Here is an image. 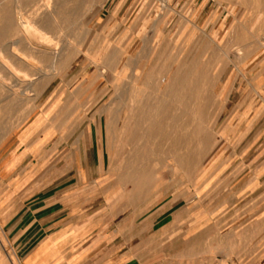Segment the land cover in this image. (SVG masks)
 <instances>
[{
  "label": "rangeland",
  "instance_id": "1",
  "mask_svg": "<svg viewBox=\"0 0 264 264\" xmlns=\"http://www.w3.org/2000/svg\"><path fill=\"white\" fill-rule=\"evenodd\" d=\"M17 1L14 14L11 0H0V30L24 32V65L35 80L9 63L0 99L8 92L27 99L0 102V127L9 108L23 109L22 120L57 108L61 137L77 135L81 159L94 142L88 154L102 162V200L113 201L119 216L129 215V203L161 195L186 203L203 224L233 203L236 172L263 151L252 146L264 144V0H149L135 29L125 15L111 18L112 0ZM40 28L53 33L51 45L38 40ZM223 252L241 257L253 248ZM195 254L199 262L223 256L220 249Z\"/></svg>",
  "mask_w": 264,
  "mask_h": 264
},
{
  "label": "crops",
  "instance_id": "2",
  "mask_svg": "<svg viewBox=\"0 0 264 264\" xmlns=\"http://www.w3.org/2000/svg\"><path fill=\"white\" fill-rule=\"evenodd\" d=\"M10 4L16 14L19 2L11 0ZM110 6L112 19L117 22L125 15L127 25L135 29L140 16L147 15L150 1L112 0ZM23 33L0 30L2 87L10 84V71L3 62L35 80L24 65V42L19 40ZM14 84L23 83L19 80ZM225 89H221V96ZM26 99V93L13 97L8 92L0 102ZM56 109L47 106L22 120L23 109L9 108L0 127V226L22 264H264L262 142L252 146L263 150L261 157L247 165L242 162L244 171L236 172L233 203L210 222L197 224L199 216L185 209L186 203L179 205L174 197L163 199L161 195L151 202L129 203V215L119 216L113 201L102 200L105 190L97 185L103 175L102 162L97 164L88 154L94 142L87 143L90 147L81 159L77 135L61 137L62 126L54 120ZM228 119L233 130L232 116ZM247 247L253 248V255L223 252ZM214 249L222 251L221 259L198 261V250ZM187 252L192 253L189 260Z\"/></svg>",
  "mask_w": 264,
  "mask_h": 264
},
{
  "label": "bare ground",
  "instance_id": "3",
  "mask_svg": "<svg viewBox=\"0 0 264 264\" xmlns=\"http://www.w3.org/2000/svg\"><path fill=\"white\" fill-rule=\"evenodd\" d=\"M31 28H32V25H31ZM39 32V33H38ZM38 32H36V35H37V37H38V40L40 41V40H42V41H44V42H46V43H48V44H50V38H49V36H48V34L43 30V29H38ZM54 38V37H53ZM41 41V42H42ZM43 42V43H44ZM53 42V41H52ZM59 42V41H58ZM52 44V43H51ZM50 44V45H51ZM56 44V43H55ZM57 46H58V43H57ZM62 46V45H61ZM59 47V46H58ZM54 48H56V47H53V49ZM60 48V47H59ZM61 49H62V47L60 48V51H61ZM50 50V49H49ZM55 51H53V58H54V63H57V61L60 59L59 58V56L61 55V53H60V51H59V49H54ZM114 50H115V48H114ZM49 53V52H48ZM114 54H115V51H113V53H110L108 56H107V62H109V63H111V61H112V59L115 57L114 56ZM1 56V55H0ZM2 58V57H1ZM1 60V59H0ZM140 62V61H139ZM3 64H5V66L8 68V70H10V72H11V68L13 69V67H11L10 66V64L8 63V64H6V63H4L3 62ZM55 70V69H54ZM13 71V70H12ZM20 74V73H19ZM25 76V75H24ZM160 76V75H159ZM23 77V76H22ZM21 77V78H22ZM150 77H151V75H150ZM165 77V76H164ZM163 77V78H164ZM171 81V80H170ZM180 82V81H179ZM179 84V83H178ZM172 86H171V82H169V83H167V85H166V88L167 89H169V88H171ZM177 87V86H176ZM176 90V89H175ZM174 95V94H173ZM172 95V96H173ZM171 98V97H170ZM148 101L145 103V105L146 106H148V107H146L147 109H149V111H152V108H153V106L154 105H152V106H149L148 105ZM139 105V104H138ZM230 106V105H229ZM156 108V107H155ZM174 109V108H173ZM176 109V108H175ZM174 109V110H175ZM179 109V108H178ZM177 109V110H178ZM230 109V108H229ZM155 110V109H154ZM174 111H172V113H173ZM178 112V111H177ZM171 113V114H172ZM175 113H176V110H175ZM179 113H181L180 111H179ZM158 114V113H157ZM182 114V113H181ZM184 114V113H183ZM183 114H182V116H183ZM145 115V114H144ZM173 115V114H172ZM177 115V114H176ZM175 115V116H176ZM152 114L151 113H148V117L145 115V117H144V121H146V120H148L150 117H151V119H152ZM173 117H174V115H173ZM181 117V116H180ZM179 116H176V119H178V118H180ZM155 118V117H154ZM156 119V118H155ZM171 119V118H170ZM175 119V118H174ZM174 119H171V120H174ZM175 119V120H176ZM133 121V120H132ZM150 121V120H149ZM134 141V140H133Z\"/></svg>",
  "mask_w": 264,
  "mask_h": 264
},
{
  "label": "built area",
  "instance_id": "4",
  "mask_svg": "<svg viewBox=\"0 0 264 264\" xmlns=\"http://www.w3.org/2000/svg\"><path fill=\"white\" fill-rule=\"evenodd\" d=\"M2 257H4L9 264H22V261L18 258L13 247L9 243L4 229L0 226V264Z\"/></svg>",
  "mask_w": 264,
  "mask_h": 264
}]
</instances>
